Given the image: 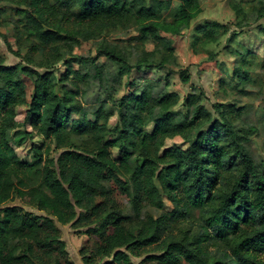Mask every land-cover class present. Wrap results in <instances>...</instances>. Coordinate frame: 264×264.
<instances>
[{"label": "trees", "instance_id": "obj_1", "mask_svg": "<svg viewBox=\"0 0 264 264\" xmlns=\"http://www.w3.org/2000/svg\"><path fill=\"white\" fill-rule=\"evenodd\" d=\"M174 1L0 0L19 7L16 14L22 16V33L33 41L31 50L47 55L38 64L41 71L6 66L0 56V264H44L48 257L53 264H75L60 237L59 226L68 224L84 226L96 238L80 249L83 264H134L130 256L147 249L156 252L146 257L152 264H264V172L256 168L245 137L225 111L218 109L220 117L211 120L195 91L185 98V112L175 111L179 95L155 93L148 83L119 99L104 93L99 102L114 108L89 110L80 87L85 74L70 68L74 46L97 40L104 31L133 29L137 41H153L154 46L168 42L160 33L181 35L200 12L201 0H179L176 7ZM231 9L234 29L256 24L264 36L259 24L264 0H253L248 12L239 4ZM64 24L72 30L67 32ZM229 30L225 23L204 22L193 29L191 49L207 51L214 59L217 53L208 46L225 38L221 51L231 55L228 48L236 34L226 38ZM97 50L118 66L120 75L135 69L139 80L152 79L154 69L167 70L169 58L174 60L170 65L179 64L168 44L163 55L145 51L132 64L107 44ZM60 62L65 72L59 81L68 85L59 94L52 70ZM240 75L235 69L231 76ZM23 77L32 79L30 95ZM93 77L107 87L101 70ZM179 78L187 84L189 71L180 70ZM21 106L27 108L30 131L19 129L16 110ZM177 136L185 149L161 151L167 138ZM30 137L54 143L61 149L58 159L33 144L34 161H22L13 145ZM27 172L34 174V184L21 175ZM108 183L126 194L130 214ZM164 197L173 209L153 217L146 208L162 210ZM15 203L33 205L44 214Z\"/></svg>", "mask_w": 264, "mask_h": 264}, {"label": "rangeland", "instance_id": "obj_2", "mask_svg": "<svg viewBox=\"0 0 264 264\" xmlns=\"http://www.w3.org/2000/svg\"><path fill=\"white\" fill-rule=\"evenodd\" d=\"M179 0L174 1V7ZM253 0H201L200 12L192 19L190 26L179 36L160 33L168 42L173 45L174 54L177 56L178 66L170 65L174 62L169 58L167 70H153L154 77L150 80H139L138 72L133 69L129 74L120 75L119 68L105 56H99L97 46L114 47L119 52L125 53L130 64L141 58L145 51L155 50V57L165 53L167 44L157 43L154 46L153 41L140 42L136 40L137 35L133 29L122 30L119 28L104 31L97 40L81 41L78 46H74L72 54L69 56L70 68L77 70L79 74H85L80 83L83 90V102L89 110H95L98 107L108 109L114 108L111 103L99 102L101 98L106 97L104 93L110 94L112 98L119 99L122 96L136 90L138 91L146 83L152 85L155 93L161 91H171L179 95L180 100L175 106V111L185 112V98L192 92L201 93L203 105L206 107L211 120L220 117L217 110H224L227 117L232 119L236 131L245 137V145L248 154L253 158L254 164L259 171L264 172V36L259 35V29L256 24H249L239 32L234 29L235 15L231 6L239 4L243 12H248ZM19 7L8 2H0V56L3 64L6 66L17 65L19 67H31L41 71L38 67L40 62H45L47 55L44 53L32 51L33 41L22 33L19 20L22 16L16 14ZM167 17L172 15L171 11L165 13ZM208 21H218L229 25V36L231 45L228 48L230 54H224L221 50L226 45L225 38L221 39L219 44L208 46V50L217 53L216 57H209L207 51L194 52L191 49L193 29ZM246 22V20L244 21ZM260 26H264V18L260 21ZM68 31L72 30L70 26L64 24ZM258 31V32H257ZM232 49V50H231ZM235 50V51H234ZM238 52V54L236 53ZM236 55V56H232ZM126 57V58H127ZM67 58V55L64 56ZM187 69L190 74V80L187 84L181 82L179 72ZM235 69L242 72L238 77H232ZM95 70H101L104 80L107 82L105 89L99 86L96 77H93ZM65 72V66L57 63L53 66L52 80L56 86V91L60 94L61 88L68 84L61 83L59 78ZM168 75L165 85L164 76ZM245 78L242 79V78ZM27 87V95L32 90V79L23 77ZM135 91V92H136ZM25 106L19 107L17 111V121L20 124L19 129L31 130L29 117L26 115ZM116 109V108H115ZM116 118L110 119L109 126H113ZM150 129V128H149ZM33 137V136H32ZM28 138L14 149L19 158L27 163L34 161L32 145L36 144L42 147L45 154L51 158L58 159L61 149L54 143H42L37 138ZM8 140L15 142L13 132L8 134ZM83 137L75 138L74 143L78 144ZM11 143V144H12ZM178 147L185 149L187 144L177 136L167 138L164 141L161 151ZM25 181L34 184V174L27 172L21 174ZM114 193V197L121 205L122 210L130 214L131 207L126 194L122 193L114 184H107ZM158 186V184H157ZM159 187V186H158ZM130 189V188H129ZM163 208H146V211L153 217H158L162 212H170L173 206L166 197L163 198ZM21 205L26 211L43 215L30 204ZM60 237L64 241L66 251L75 264H83L80 256V249L83 246L92 244L96 238L86 233V227L71 224L59 226ZM153 250L147 249L139 255H131L134 264H152L146 257L152 255ZM156 252H153V254ZM53 257H48L44 264H53ZM185 264V263H182Z\"/></svg>", "mask_w": 264, "mask_h": 264}, {"label": "crops", "instance_id": "obj_3", "mask_svg": "<svg viewBox=\"0 0 264 264\" xmlns=\"http://www.w3.org/2000/svg\"><path fill=\"white\" fill-rule=\"evenodd\" d=\"M262 26H263V25H262ZM239 32H241V30H239ZM257 32H258V31H257ZM193 33H194V31H192V33H191V34L193 35ZM258 33H259V32H258ZM259 35H260V33H259ZM172 46H173V45H172Z\"/></svg>", "mask_w": 264, "mask_h": 264}]
</instances>
